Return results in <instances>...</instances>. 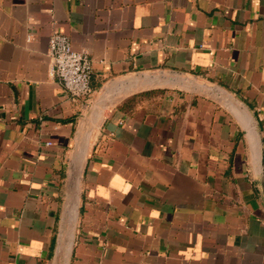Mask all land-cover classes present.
I'll use <instances>...</instances> for the list:
<instances>
[{"label":"crops","instance_id":"0c3cea01","mask_svg":"<svg viewBox=\"0 0 264 264\" xmlns=\"http://www.w3.org/2000/svg\"><path fill=\"white\" fill-rule=\"evenodd\" d=\"M0 264H264V0H0Z\"/></svg>","mask_w":264,"mask_h":264},{"label":"built area","instance_id":"2783aa9c","mask_svg":"<svg viewBox=\"0 0 264 264\" xmlns=\"http://www.w3.org/2000/svg\"><path fill=\"white\" fill-rule=\"evenodd\" d=\"M49 53L55 77L73 99H87L93 93L92 62L88 54L76 51L69 36L55 33L50 39Z\"/></svg>","mask_w":264,"mask_h":264},{"label":"water","instance_id":"95a60500","mask_svg":"<svg viewBox=\"0 0 264 264\" xmlns=\"http://www.w3.org/2000/svg\"><path fill=\"white\" fill-rule=\"evenodd\" d=\"M92 96V95H91Z\"/></svg>","mask_w":264,"mask_h":264}]
</instances>
